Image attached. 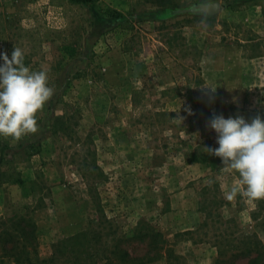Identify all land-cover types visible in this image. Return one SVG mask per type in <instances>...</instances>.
<instances>
[{"label": "rangeland", "instance_id": "1", "mask_svg": "<svg viewBox=\"0 0 264 264\" xmlns=\"http://www.w3.org/2000/svg\"><path fill=\"white\" fill-rule=\"evenodd\" d=\"M14 45L55 89L37 134L0 138V222L31 219L39 259L148 224L170 245L155 264H250L231 253L264 246V200L228 201L238 173L190 157L219 147L213 113L264 119V0H0V53Z\"/></svg>", "mask_w": 264, "mask_h": 264}, {"label": "clouds", "instance_id": "2", "mask_svg": "<svg viewBox=\"0 0 264 264\" xmlns=\"http://www.w3.org/2000/svg\"><path fill=\"white\" fill-rule=\"evenodd\" d=\"M24 59L23 50L16 45L11 58L0 53V138L14 141L40 131L37 114L55 94L48 86L47 72L30 69ZM188 114H193L190 109ZM175 119L184 122L180 115ZM207 127L216 133L219 145L205 148L208 155L221 159L220 171L238 173L236 184L224 193L225 199L264 200V119L257 115L249 123L241 115L225 119L213 113Z\"/></svg>", "mask_w": 264, "mask_h": 264}, {"label": "trees", "instance_id": "3", "mask_svg": "<svg viewBox=\"0 0 264 264\" xmlns=\"http://www.w3.org/2000/svg\"><path fill=\"white\" fill-rule=\"evenodd\" d=\"M73 4H89L95 0H68ZM115 16V15H114ZM134 91V103L137 96ZM214 156L198 151L191 155L193 163H204ZM130 239L125 236L115 239L111 244L104 241L101 232L89 230L73 237L60 240L53 255L47 260L39 259L37 247V230L32 220L27 217L12 216L0 222V264H155L169 248L164 235L145 224L135 229ZM128 240L146 244L143 256H133L123 247ZM239 248L232 257L250 258V264H264V246L256 235L239 240ZM227 253L220 250L219 255ZM252 255H255L253 258Z\"/></svg>", "mask_w": 264, "mask_h": 264}]
</instances>
